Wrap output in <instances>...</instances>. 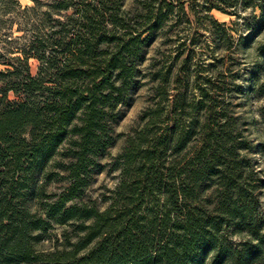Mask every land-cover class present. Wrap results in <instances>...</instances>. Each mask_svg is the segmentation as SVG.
I'll return each mask as SVG.
<instances>
[{"label":"trees","instance_id":"trees-1","mask_svg":"<svg viewBox=\"0 0 264 264\" xmlns=\"http://www.w3.org/2000/svg\"><path fill=\"white\" fill-rule=\"evenodd\" d=\"M239 3L90 0L75 8L81 29L52 37L49 54L40 39L25 74L6 70L20 99L0 97V264H264L259 195L230 123L208 106L214 87L187 83L171 94V67L154 60L148 72L139 69L146 49L187 11L227 43L226 24L211 12L238 16ZM257 6L264 23V0ZM30 57L41 62L34 77ZM138 75L158 100L111 164L121 179L100 209L86 193L115 145L112 124ZM194 89L201 101L187 106ZM186 108L204 110L205 120L186 122ZM52 184L62 186L49 191ZM55 226L65 228L62 249L37 250Z\"/></svg>","mask_w":264,"mask_h":264},{"label":"rangeland","instance_id":"rangeland-1","mask_svg":"<svg viewBox=\"0 0 264 264\" xmlns=\"http://www.w3.org/2000/svg\"><path fill=\"white\" fill-rule=\"evenodd\" d=\"M88 1L0 0V97L5 91L7 101L20 99L15 84L7 82L9 77L6 70L25 74V57L43 45L39 43L40 39L44 40L49 54L52 37L57 38L59 32L73 34L81 29V13L75 8H82ZM132 1L125 0V6ZM260 1L240 0L238 16L216 10L211 12L216 21L226 24L230 36L227 43L219 41L216 28L202 15L196 17L187 11L188 18L181 15L174 17L166 31L158 35L156 43L146 49L139 69L142 74L148 72L147 68L154 60L158 66H165L166 69L171 67L168 84L171 94L177 92V88L183 90L187 83L193 88L197 84L195 82L203 84V87H214L212 103L208 106L223 113L230 123L238 143L239 158L245 159L240 162L241 168L250 175V184L259 195L258 219L264 232V56L260 51L264 45V23L259 22L257 4ZM62 4L68 6L61 7ZM253 5L256 7L253 8ZM185 7L188 9L189 3ZM180 42L186 45L178 47ZM188 57L191 60L184 66L183 61ZM40 64L37 58H29L28 68L32 77L38 73ZM177 80L180 83H175ZM151 86L146 77L138 75L137 84L130 91L126 104L121 107V117L112 124L115 145L100 161L104 169L94 175V181L86 193L97 201L100 209L106 206L102 201L104 196H110V191L117 187L121 179L119 171L111 170V164L125 148L128 137L141 129L143 122L140 118L143 113L152 109L158 100ZM194 90V95L187 94V106L194 104L196 107L201 101L199 92ZM185 110L188 112L184 118L186 122L189 118H197L201 122L205 120L204 110ZM218 117L216 113L215 118ZM61 186L52 184L48 190L58 191ZM64 229L55 226L44 236L37 250H61ZM70 235H73V231ZM75 240L73 235L72 242ZM233 241L240 242L241 239L233 236Z\"/></svg>","mask_w":264,"mask_h":264}]
</instances>
